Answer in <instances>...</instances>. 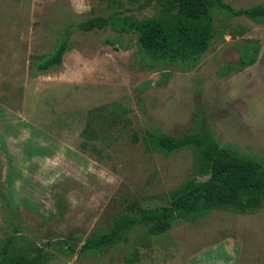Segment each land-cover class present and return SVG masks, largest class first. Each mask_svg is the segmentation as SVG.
I'll return each mask as SVG.
<instances>
[{
  "label": "rangeland",
  "instance_id": "1",
  "mask_svg": "<svg viewBox=\"0 0 264 264\" xmlns=\"http://www.w3.org/2000/svg\"><path fill=\"white\" fill-rule=\"evenodd\" d=\"M109 12L99 0H0V240L40 249L43 264H264V205L177 219L157 236L136 227L78 252L126 205L164 207L172 189L204 179L191 151L152 152L145 132L177 138L203 123L219 147L264 162V23L232 19L187 67L144 56L131 33L75 27ZM65 34L60 65L37 71Z\"/></svg>",
  "mask_w": 264,
  "mask_h": 264
},
{
  "label": "trees",
  "instance_id": "2",
  "mask_svg": "<svg viewBox=\"0 0 264 264\" xmlns=\"http://www.w3.org/2000/svg\"><path fill=\"white\" fill-rule=\"evenodd\" d=\"M105 1L108 15L96 14L75 23L80 31L103 30L131 33L140 53L155 62L192 66L207 49L217 32L224 31L234 18L264 23V2L233 9L222 0H99ZM154 2L156 10L149 17L137 19L132 12ZM127 12V14H124ZM69 48L68 36L62 35L54 51L35 69L45 72L58 67ZM253 55L257 47H253ZM254 57L246 62L251 65ZM88 132L84 131L83 135ZM201 124L196 133L177 138L156 131L145 132L146 146L162 155L189 150L193 155L196 180L191 177L169 192L167 206L141 209L136 201L126 205V212L111 221L108 233L90 237L79 253L90 249L110 248L126 241L128 232L144 227L157 236L169 230L177 219H191L211 210H231L249 214L264 205V162L241 157L219 147ZM135 136L133 137V141ZM13 237L0 240V264H43L44 255L35 248L23 249Z\"/></svg>",
  "mask_w": 264,
  "mask_h": 264
}]
</instances>
